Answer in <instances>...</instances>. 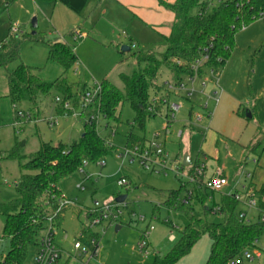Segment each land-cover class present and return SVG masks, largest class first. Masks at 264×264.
I'll use <instances>...</instances> for the list:
<instances>
[{
    "label": "rangeland",
    "instance_id": "rangeland-1",
    "mask_svg": "<svg viewBox=\"0 0 264 264\" xmlns=\"http://www.w3.org/2000/svg\"><path fill=\"white\" fill-rule=\"evenodd\" d=\"M9 1L0 0V39L8 34L15 23L26 26L31 33L32 20L39 16V27L47 34L57 33V36L64 37L75 47L79 62L67 73L73 96L69 97L63 90L54 88L48 95L39 96L38 107L25 101L15 108L7 96L9 86L6 71L0 69V151L16 148L23 157L0 159V203H9L18 197L21 167L28 162L26 156L40 149L42 140L53 144L60 141L70 144L83 135L90 111L89 108L84 112L82 108L84 85L94 87L107 79L124 90L122 75H132L139 69V54L151 52L158 55L167 48L166 41L152 26L136 19L111 29L110 41L97 36L89 26L75 40L70 32L71 27L54 30L50 18L41 7H36L38 15L31 16L26 0L13 1L8 6ZM127 30L132 34V39L122 35ZM57 36L50 37V40ZM133 42L137 43L135 49L122 51L124 46L131 47ZM21 55L22 61L35 67L45 81L56 80L64 71L59 63L48 59L45 43L25 40L21 45ZM17 64L13 63L11 68ZM158 82L166 86L176 80L172 72L163 67ZM187 83L192 88L194 85L192 96L170 95L169 100L182 103L181 111L172 121H167V105L163 104L161 114L148 119L144 130L138 126L132 127L136 111L128 101L120 109L119 122L108 123L103 116L95 121L100 134L109 141L110 153L102 160L104 165L87 162L83 169L60 183L63 195L73 204L66 208L61 222L58 219L54 221L56 241L63 247L58 263L65 262L70 253L68 264H83L84 258L78 255L74 243L85 231L88 238L97 236L96 233L102 235L101 252L92 264H152L157 254L164 255L174 244L170 240L172 232L178 239L180 232L190 222V205L181 209L169 208L165 204L169 193L179 189L182 181H186L185 177L176 175L175 167H182L185 173H189L196 164H205L209 174L222 167L226 174L231 175L246 167L250 171L256 169L252 161L254 154L249 146L256 139H264V18L260 17L237 33L236 46L219 77L208 74L205 80L197 78L194 84L191 80ZM156 96L151 91V104ZM57 97L61 101H56ZM65 102L70 103V108L65 106ZM91 104L97 109L96 99ZM20 111L27 115L30 113L31 119L20 118ZM239 111L243 115H239ZM54 115H61L57 126H51L48 121ZM131 129L137 136L148 138L162 133L159 140L165 143L169 154L165 171L153 172L143 167L140 161H131V158L121 155V148L125 147L127 141L126 134ZM186 154L191 158L190 165L183 163ZM122 178H126L130 184L120 185ZM187 184L192 187V184ZM122 195H126V200L119 203L123 211L119 221L93 224L89 212L96 209L95 202L104 205ZM219 195L220 192L214 194L218 200ZM192 203L197 217H208L216 222L223 220L219 213L206 214L201 203ZM207 205H213V201L208 200ZM140 216L145 219H139ZM4 221L5 217L0 215V237ZM117 224L123 227L117 230ZM152 225L155 229L147 237L149 254L146 255L139 244L144 238V231ZM209 242L210 237L205 234L187 256L201 260L209 249ZM8 246L7 240H0V255ZM258 248H264V234ZM256 249L251 248V253L255 254ZM34 252L33 245L25 264H33ZM239 261V264H264V253L255 259L242 254Z\"/></svg>",
    "mask_w": 264,
    "mask_h": 264
},
{
    "label": "trees",
    "instance_id": "trees-1",
    "mask_svg": "<svg viewBox=\"0 0 264 264\" xmlns=\"http://www.w3.org/2000/svg\"><path fill=\"white\" fill-rule=\"evenodd\" d=\"M161 4L175 14L171 33L165 37L167 48L161 54L138 55L139 69L132 75L123 74L124 90L104 79L97 96V111L108 123L120 121V109L128 101L136 111L133 126L145 129L146 122L161 114V107L170 99L165 85L158 82L163 67L168 68L176 81L193 75V65L208 55V60L199 68L206 73L212 67L219 77L236 46V35L244 27L260 18L264 13V0H160ZM25 40L45 43L48 59L59 63L64 71L56 80L45 81L36 68L24 63L21 45ZM122 51L126 49L122 48ZM18 62L11 68L13 63ZM79 56L73 45L66 41H51L40 32L24 34L10 33L0 42V69H5L8 80V97L15 108L25 101L38 107L40 95H48L54 88L73 96L67 73L77 65ZM90 88V87H89ZM84 85L82 89H89ZM154 91L161 98L156 112L150 111V93ZM167 92L165 95L164 93ZM239 115H243L240 111ZM108 125V124H107ZM126 145L144 144L146 137L137 136L131 129L126 134ZM108 139L104 138L95 121L90 118L85 124L83 135L68 144L60 141L53 144L41 141L40 149L26 156L28 162L22 165L20 182L17 184L18 197L9 203H0V215L5 217L3 234L0 240H7L9 246L0 255V264H25L31 246L38 245L40 233L47 227L48 219L55 215L60 220L68 207L62 205L63 195L60 183L82 169L84 162L104 160L110 153ZM250 152L259 161L264 155V139H256L249 146ZM23 157L16 148L0 151V159ZM252 185V184H251ZM188 184L170 194L165 202L169 208H183L190 205V222L180 232V236L164 255H156L152 264H181L194 245L207 234L212 240L211 253L206 264H234L245 250L258 247L264 234V184L255 188L258 196V217L247 223L239 217L241 203L232 195H222L219 202L215 192L194 188L192 202L203 205L208 212L223 216L220 222L208 217H197L193 203H186ZM212 198L213 205H207ZM67 199V198H66ZM216 206L220 210L214 211ZM60 208V210H58Z\"/></svg>",
    "mask_w": 264,
    "mask_h": 264
},
{
    "label": "built area",
    "instance_id": "built-area-1",
    "mask_svg": "<svg viewBox=\"0 0 264 264\" xmlns=\"http://www.w3.org/2000/svg\"><path fill=\"white\" fill-rule=\"evenodd\" d=\"M261 18H264V13L260 14ZM18 31V28L14 29ZM74 39L78 40V38L82 35L79 29L74 31ZM122 35L129 36L127 31H123ZM137 47V43L133 42L131 49H135ZM208 55H205L201 60L197 61L193 65L194 74L187 76L183 80H178L176 82H169L166 84V90L169 93L181 96L190 97L194 92V85L190 87L187 83L188 80L192 81L194 84L197 78L207 79L208 74H212L214 77H218L215 73V70L210 67L207 69L206 73L200 74L199 68L208 60ZM101 92L100 84H96L94 87L86 89L83 94V104L82 108L84 112H86L89 108V115L87 117L93 121L98 120L101 116V113L97 111V109L92 107L91 102L97 98V96ZM161 100L159 96L154 98L153 104L149 106L150 111L156 112V107L158 101ZM56 101H61L60 97L56 98ZM162 102H165L167 105V118L168 122L172 121L176 118L177 114L182 109V103L178 101L168 100L166 101L164 98ZM65 106L70 108V103L65 102ZM23 119H31V114L28 115L24 111H20V118ZM171 120H170V119ZM49 124L51 126H57L60 122V116L54 115L48 119ZM168 134V132H167ZM162 136V133L158 132L153 134L151 138H147L144 144H134V145H125V147L121 148V155L123 157L131 158V161H140L143 167L146 169H151L153 172H161L167 169V159L168 152L166 151L165 143L161 142L159 139ZM101 165H104L105 162L100 160ZM87 163L86 161L84 164ZM85 167L83 165L82 169ZM206 166L205 164H196L194 168L189 172L185 173L182 167H175L174 172L179 177H185L186 181H182L183 184L190 183L192 187L188 188L187 197L185 198L186 203H190L193 201L195 190L197 187L199 189H207L211 192H221L226 186L230 185V180L228 177L222 174L221 169H218L215 175L210 178H206ZM167 174V172H165ZM252 173H247L245 175L244 181H238L234 185V189L230 192L229 195H232L236 200H238L241 204H244L249 209H254L258 213V196L255 188L251 185L252 181ZM120 185H129V181L126 178H122L119 181ZM72 202L66 198L62 200V205H69ZM96 209L92 212V220L93 224L98 223H115L118 222L119 219L123 216V211L119 208V203L114 201L104 205H101L99 201L95 202ZM60 210V208L58 209ZM220 207L216 206L214 211H219ZM240 219L244 220L247 223L256 221L254 218L250 217L247 212L240 211L239 212ZM56 217L55 215H51L47 222V227L40 233L38 237V245L37 251L33 257V264H58L59 260L62 257V251L56 241V233L57 229L55 226ZM139 219L144 220V216H140ZM260 220L264 221V213L260 214ZM52 224L50 225V223ZM155 227L148 226V228L144 231V238L140 242L139 246L142 251H145V254L148 255V246L149 242L147 237L154 230ZM97 236H93L92 238H88L85 231L81 232L79 237L75 240L74 249L77 251L78 255L84 258L83 264H92V262L98 258L101 252V244L100 239L102 237L101 234H96ZM171 239L175 238L174 233L170 235ZM255 250V254H252L250 249H247L243 252L244 256L249 259L260 258L264 253V248H258ZM239 260L234 262V264H239Z\"/></svg>",
    "mask_w": 264,
    "mask_h": 264
},
{
    "label": "crops",
    "instance_id": "crops-1",
    "mask_svg": "<svg viewBox=\"0 0 264 264\" xmlns=\"http://www.w3.org/2000/svg\"><path fill=\"white\" fill-rule=\"evenodd\" d=\"M13 1H17V0H10L7 3L8 6L9 4L11 5ZM166 1L174 2L175 0H166ZM26 4L30 7V9L28 8V12L31 14V16L33 14L38 15L39 10L36 7H41L42 10H45V13H47V16L50 18L49 22L51 26H54V30L56 31L58 30L62 31L64 29L67 30L66 28L71 27L70 32L71 35L74 36L73 34L75 29H79L81 32L82 31L86 32L87 30L86 26L87 27L89 26L92 28L93 31L96 32L97 36L102 37L105 40H109V41H110L111 29L115 28L116 26L127 25L130 23V21H132V19L139 20L145 25L152 26L162 36L163 40H165V37L171 33L173 24L175 22V14L169 9H167L165 6H163L160 0H26ZM58 15H61V17H57ZM32 25H33L32 32H36V31L40 32L48 40H50V37L52 36H57V33L47 34L45 31H43V29L39 27V16L34 17V19L32 20ZM15 28H18V31L17 30L15 31L14 30ZM11 32L21 35L24 33H28V31L26 30V26L22 27L20 24L15 23L10 27L8 34L2 39H0V42L5 38H7ZM128 34H129L128 38L132 39L133 38L132 34H130L129 31ZM51 41L68 42L64 37H59V36H57L54 40ZM124 47L126 49L129 48L128 46H124ZM252 161H253V165L256 166V169L254 171L247 170L248 167H246V169L245 168L241 169V171L238 170L237 172H235L234 175L226 174L224 168L218 167V169H221L222 174L229 178L230 185L226 186L220 192L219 200L216 199V197L214 196V199L217 202L220 201L222 195L230 194V192L234 189V185L236 182L244 181L245 175L247 173H252L253 175L251 181L253 187L259 188L264 184V155L259 161L256 159V157H253ZM218 169L212 174L206 172V178H210L213 175H215ZM171 192L169 193L168 199L170 198ZM210 199L213 200L212 198ZM240 206L241 207L239 211L241 210L245 211L250 217L254 218L255 220L257 219L258 212L256 210L249 209L244 204H241ZM65 211L62 217L60 218V222L62 219H64ZM92 212L93 211L89 212V216H92L91 215ZM122 227H123L122 224H117L116 229L120 230ZM176 238H177L176 236L174 239L170 238L172 243L176 241ZM211 246H212V240L210 239L209 249L204 254V257L202 255L201 260L196 261L192 257L185 256L180 261V263L206 264L208 257L211 253ZM59 247L61 248L63 254V247L61 246ZM36 251H37V246H35L34 254L36 253ZM69 256L70 253L68 254L67 260H65V262L63 263L61 262L60 263L68 264Z\"/></svg>",
    "mask_w": 264,
    "mask_h": 264
},
{
    "label": "water",
    "instance_id": "water-1",
    "mask_svg": "<svg viewBox=\"0 0 264 264\" xmlns=\"http://www.w3.org/2000/svg\"><path fill=\"white\" fill-rule=\"evenodd\" d=\"M123 48L126 49L125 47H123ZM126 50H131V48L129 47ZM250 116H252L251 113H250ZM183 163H184V165H190L191 164V160H190L189 154L185 155V157L183 159ZM125 200H126V195H122V196H119L116 201L119 202V203H122Z\"/></svg>",
    "mask_w": 264,
    "mask_h": 264
}]
</instances>
